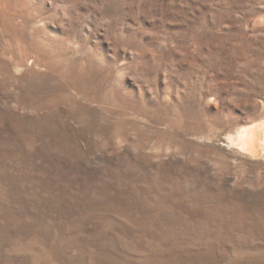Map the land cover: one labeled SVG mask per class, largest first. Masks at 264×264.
Returning a JSON list of instances; mask_svg holds the SVG:
<instances>
[{
    "label": "rangeland",
    "instance_id": "1",
    "mask_svg": "<svg viewBox=\"0 0 264 264\" xmlns=\"http://www.w3.org/2000/svg\"><path fill=\"white\" fill-rule=\"evenodd\" d=\"M252 126L264 0H0V264H264Z\"/></svg>",
    "mask_w": 264,
    "mask_h": 264
},
{
    "label": "bare ground",
    "instance_id": "2",
    "mask_svg": "<svg viewBox=\"0 0 264 264\" xmlns=\"http://www.w3.org/2000/svg\"><path fill=\"white\" fill-rule=\"evenodd\" d=\"M262 129V132H260L258 131L257 126H252L245 130H242L239 133L238 139L231 140L229 138L230 142L234 143L235 141V144L239 146L242 151L244 150V152H248L253 157H264V131Z\"/></svg>",
    "mask_w": 264,
    "mask_h": 264
}]
</instances>
